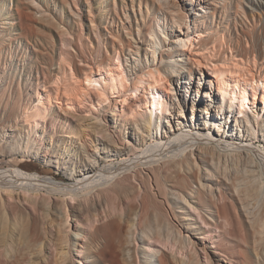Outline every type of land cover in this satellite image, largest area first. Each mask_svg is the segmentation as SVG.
<instances>
[{
	"label": "bare ground",
	"instance_id": "bare-ground-1",
	"mask_svg": "<svg viewBox=\"0 0 264 264\" xmlns=\"http://www.w3.org/2000/svg\"><path fill=\"white\" fill-rule=\"evenodd\" d=\"M84 2L69 11L91 49L65 55L85 79L62 97L32 76L51 72L55 38L32 35L71 31L39 0H0V159L73 181L0 169V264H264V0ZM93 88L99 105L69 115ZM60 113L78 150L44 153L31 136Z\"/></svg>",
	"mask_w": 264,
	"mask_h": 264
},
{
	"label": "rangeland",
	"instance_id": "rangeland-1",
	"mask_svg": "<svg viewBox=\"0 0 264 264\" xmlns=\"http://www.w3.org/2000/svg\"><path fill=\"white\" fill-rule=\"evenodd\" d=\"M52 1V2H51ZM39 3L42 5V8L44 9V10H49L51 13H52V19H54V21H56L57 23H60L62 26H65L66 28H69V30L71 31V33L69 34V35H65V34H63V33H60V32H57V30L54 28V26H52L51 24H49L48 23V21H44V26L43 27H41V28H39V29H36L35 31H34V33H33V35H32V44H34V42L35 41H45L46 40V38L48 37H51V35H53L54 36V38H55V48H54V64L51 66V68H50V73H48L47 75H45L44 77L42 76L43 74H38L36 71H34L33 70V72L34 73H32V76L34 77V78H39V79H42L41 81L39 80V83H40V86H41V89H42V86L43 85H41V84H45L46 83V85L47 86H49V84L52 82V81H54L53 83H51L50 85H51V89H53L54 87V91H53V93H55V95H57V91H58V89L60 90V91H58L59 93H60V95L62 96L63 95V93L65 92L66 93V91H67V89H68V91H70V92H73L75 89L77 90L78 89V85L79 84H77V82L79 81L80 83H82V76L80 77L79 75L77 76V74H74V72H73V68H72V66H71V63H70V61H69V59L67 58V54H68V52H70V53H73L72 51H78L77 50V48L80 50V49H84V50H86V52H87V50L89 51V49H91L90 47V44L89 43H87L86 42V40H83L82 41V39L81 38H79V35H81V33H82V30H81V26L79 25V21H78V19H75V18H73V16L71 15V13H70V9L69 8H71L74 12H76V13H78V10H80V12H84L85 10H87V6L85 5V2H84V0H68V3H69V6L67 7V6H64L65 4V2L63 1V0H39ZM64 4V5H63ZM79 4V5H78ZM59 5V6H58ZM75 5V6H74ZM79 7H80V9H79ZM78 8V9H77ZM83 8V9H82ZM84 10V11H83ZM54 17V18H53ZM84 19V20H83ZM82 19V24H83V26L85 27V26H88L87 24V22H85V21H87V19L86 18H83ZM62 21V22H61ZM63 23V24H62ZM48 26H47V25ZM52 26V27H51ZM41 32H40V31ZM47 30V31H46ZM59 34V35H58ZM72 34V35H71ZM67 36V37H66ZM68 36H69V38H68ZM68 38V39H67ZM65 39V40H64ZM78 39H79V41H78ZM81 39V40H80ZM20 40H22V44H26V41H25V39L24 38H20ZM66 40H70L69 42H67ZM65 43H64V42ZM79 42H81V47H80V43ZM62 43V44H61ZM79 43V44H78ZM83 43V44H82ZM85 43V44H84ZM68 44V45H67ZM70 44V45H69ZM65 46V48H63ZM72 46V47H71ZM87 46V47H86ZM28 47H30V49L33 51V48H32V46L31 45H29ZM68 48H69V50H71V48L73 49L72 51H68ZM220 48H222V50H224V48H227V46H223V44H222V47H220ZM67 49V50H66ZM30 50V51H31ZM65 50H66V52H65ZM64 51V52H63ZM66 54V55H65ZM88 55V54H87ZM62 58V59H61ZM66 60H64V59ZM57 61V62H56ZM62 61V62H61ZM67 63V61H69V63H70V65H68V63L66 64L65 62ZM29 62V61H28ZM59 62V63H58ZM32 64V63H31ZM34 64V63H33ZM59 64H61L62 65V68H63V71H62V75H61V73H59V71H58V65ZM34 65H36V64H34ZM64 66V67H63ZM66 66V67H65ZM117 66V65H116ZM69 67H71L72 68V71H70L71 69L69 68ZM64 68H66V70L64 69ZM117 68V67H116ZM35 72H36V74H35ZM73 74H72V73ZM54 73V74H53ZM72 75H71V74ZM116 73H117V70H116ZM57 74V75H56ZM60 74V75H59ZM38 75V76H37ZM49 75V76H48ZM56 75V76H55ZM67 75V76H66ZM75 75H76V77H75ZM40 76V77H39ZM52 76V77H51ZM64 76H65V78H64ZM73 76V77H72ZM117 76H118V74H117ZM117 76H116V78H117ZM56 77V78H55ZM59 77H61V79L59 78ZM51 80H50V79ZM58 78V79H57ZM73 78V79H72ZM77 78H80V79H77ZM75 79H77V80H75ZM83 79H85V76H84V78ZM118 79V78H117ZM59 82H58V81ZM47 81V82H46ZM62 81V82H61ZM77 81V82H76ZM45 82V83H44ZM56 82V83H55ZM48 83V84H47ZM60 83V84H59ZM75 83H76V85H75ZM75 86H76V88H75ZM50 87V86H49ZM63 88H65L66 90H64ZM57 89V90H56ZM62 90V91H61ZM73 90V91H72ZM75 90V91H76ZM42 91H43V89H42ZM56 91V92H55ZM95 92V93H94ZM62 93V94H61ZM64 93V94H65ZM250 94H252L251 92H250ZM66 95V94H65ZM95 95H96V90L93 88L92 89V94H91V96H88V97H86V100L84 101V105H82L83 107H81V106H79V105H74V112L72 113H70L69 115H72V114H75V115H73L74 117H76V118H80L79 116H83L82 114L84 113V114H86L87 112L86 111H88V109H89V107H88V104H90L91 103V100H92V103H95V104H97V105H99V103H98V99L95 97ZM130 97H131V95H132V92H130ZM63 97V96H62ZM92 99H91V98ZM88 98H89V100H88ZM90 101V102H89ZM145 102H146V100L145 99H142V102H141V104L143 105V103L145 104ZM88 108V109H87ZM78 109H80V110H78ZM82 110H85V112L84 111H82ZM127 110V111H126ZM57 111H59V110H57ZM82 111V112H81ZM125 111L127 112V114L128 115H130V108H126L125 109ZM76 112L78 113V114H76ZM125 112V113H126ZM95 114H97V113H94V116H99L98 114L97 115H95ZM60 117L61 118H58V122L56 123V126H55V130L53 129V128H51V126H48V130L47 131H38V135L40 136V137H36V136H31L32 137V140L34 139V143L36 142L37 144H38V147H41L42 148V150L44 151V153L45 152H47V151H49L50 153H56L57 152V150H61V152H65V148H66V146L67 145H69L68 146V148L67 149H69V150H72V148H75V151L76 150H78V147H79V140H70L69 141V139H67V138H65L64 136H65V134H66V130L64 131V116H63V114H61L60 113ZM63 116V117H62ZM73 116H71V117H73ZM100 117V116H99ZM63 118V119H62ZM24 119H25V117H24ZM24 119H22V122H23V129H24V131H23V129H21V127H20V130H18L17 132L19 133V131H20V134L23 136L24 135V137H25V141L27 142V140L30 138V135H32V134H29V131L31 130V128L29 127V126H27L26 127V125L24 124V123H26V121L27 120H24ZM81 119V118H80ZM63 121V122H62ZM60 122V123H59ZM85 123V124H84ZM61 124V125H60ZM80 124H83V125H87L88 123H87V121H85V119H82V121H80ZM25 127H26V130H25ZM57 127V128H56ZM73 127V126H72ZM17 128V127H16ZM19 128V127H18ZM74 128V129H73ZM72 129L73 130H75L76 128L75 127H73ZM30 129V130H29ZM82 129H84V128H82ZM76 131H80L79 129H76L75 130V132ZM25 132V133H24ZM65 133V134H64ZM86 133H89L88 131L86 132ZM83 134H84V132H83ZM26 135V136H25ZM28 135V136H27ZM43 135V136H42ZM45 136V137H44ZM28 137V138H27ZM86 138V137H85ZM27 139V140H26ZM67 140V141H66ZM83 140H87V139H83ZM65 141V142H64ZM25 142V143H26ZM26 145V144H25ZM88 145H90L89 147L91 148V144L89 143ZM77 148V149H76ZM49 149V150H48ZM47 150V151H46ZM51 150H52V152H51ZM22 155V156H21ZM65 156L64 157H67V153L66 154H64ZM71 157H67L66 158V160L68 161L69 159H70ZM74 158V157H73ZM11 159V160H10ZM1 161H0V169L2 170V169H7V168H12V167H14V168H21V169H23V170H25V171H27V172H29V173H31V174H39V175H41V176H49V177H53L55 180H57L58 182H62V183H64V184H71L73 181L72 180H70V177H68L66 174H65V172L64 171H62V170H58L57 168H56V166H48V165H46L45 163H43V162H41V161H39V160H36V159H34L33 157H28L27 155H24V154H19V155H17V156H14V158H3V157H1V159H0ZM3 161V162H2ZM70 161V160H69ZM71 163V162H70ZM72 164V163H71ZM18 198H23V197H18ZM58 201H56V205H58L59 203H57ZM71 206H73V205H71L70 204V207ZM72 213L71 212H69V215H71ZM56 219V218H55ZM53 220L52 221V223H51V230L52 231H54L53 229H55V230H57V231H54L53 232V234H52V236H49V238H51V240H52V242L53 241H55V243L57 244L59 241H57V239H58V237H60L62 234H60V233H58V235H57V232H59V230L60 229H65V227L63 226V224H62V228H61V221L60 220ZM75 219H79L78 217L77 218H75V217H72L71 218V223L72 224H74L75 222H74V220ZM63 223V222H62ZM92 225H94V223L92 224ZM91 225V226H92ZM60 226V227H59ZM58 228V229H57ZM60 228V229H59ZM51 232V231H50ZM60 234V235H59ZM73 238L75 239V236H73L72 235V240H73ZM56 239V240H55ZM51 240H49L50 242H51ZM57 241V242H56ZM78 242V241H77ZM48 244H49V242H48ZM262 245H264V242H261V243H259V249L261 250V253H262V255H264V246H262ZM25 245H24V242H23V247H24ZM51 246V245H50ZM49 246V247H50ZM262 246V247H261ZM22 247V248H23ZM52 249H54V248H51V249H49V251H48V254H50V255H48L50 258L52 257L53 259H54V256L56 255V256H58V257H60V254H58L59 252H60V249L57 251L56 249H54V250H52ZM50 250H52V251H50ZM56 250V251H55ZM54 251H55V253H54ZM54 253V254H53ZM58 254V255H57ZM56 256H55V258H56ZM207 264L204 260H202V261H200V264Z\"/></svg>",
	"mask_w": 264,
	"mask_h": 264
}]
</instances>
